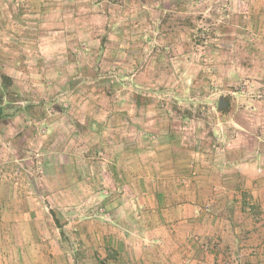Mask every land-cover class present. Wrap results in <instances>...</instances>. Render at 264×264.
Masks as SVG:
<instances>
[{"label":"crops","instance_id":"0c3cea01","mask_svg":"<svg viewBox=\"0 0 264 264\" xmlns=\"http://www.w3.org/2000/svg\"><path fill=\"white\" fill-rule=\"evenodd\" d=\"M246 4L249 21L221 33L223 48L214 49L221 71L215 81H244L264 90V0ZM48 10L33 12L36 45L43 67L54 71L53 82L65 81L71 94H39L45 106L63 99L57 118H47L40 106L22 115L6 107L0 118L8 131L12 128L5 120L33 121L44 132L53 131L52 141L38 142L43 177L36 179L30 171L0 173L5 216L0 225L12 231L5 243L14 245L15 264H80L76 252L84 249L91 251L94 264H264V110L252 107L247 94L246 101L237 94H203L204 103L214 100L216 108L224 97L231 108L240 103L251 112L250 124L260 127L259 134L243 130L230 108L210 139L207 126L192 123L190 113L180 108L188 94L178 92L206 89L209 82L193 63L186 29L168 32L167 46L152 38L150 58L143 60V38L135 28L106 24L96 40L87 27L90 18L86 28L76 22L65 28L64 14ZM26 15L31 12L15 15L12 26L21 18L25 25ZM78 44L86 46L78 52L87 55L83 61L75 54ZM12 45L5 49L13 51ZM224 48L237 52L243 63L238 65L235 55L232 62L225 60ZM111 71L120 85L132 84L134 94H111L106 86ZM79 82L93 84L92 93L83 94ZM163 83L177 87V103L168 112L154 103L155 89ZM1 95L2 105L9 104L11 94ZM25 141L23 136L16 142Z\"/></svg>","mask_w":264,"mask_h":264},{"label":"rangeland","instance_id":"374dc122","mask_svg":"<svg viewBox=\"0 0 264 264\" xmlns=\"http://www.w3.org/2000/svg\"><path fill=\"white\" fill-rule=\"evenodd\" d=\"M246 2L247 0H51V2H35L28 5L23 4L21 0H0V74L2 75L5 72L12 76L9 77L11 78V83H9L7 93L11 95L6 97L9 104L2 105V101L0 108L7 107L13 112L18 107L33 104L37 108L38 106L43 107L46 117L54 119L55 115H57L55 114L57 106L63 104V99L58 96L55 102L52 101L54 104L45 106L42 105V102L45 103V100L39 94H71V89L65 87V81L53 82L56 79L54 71L43 67L40 49L36 45L39 41V36H37L39 31L35 20H38L36 19L38 17L32 16L35 14L33 12L34 10L38 12L49 8L50 14H64V19L61 23L65 28H68L67 26H70L74 22L78 24L79 28H86V22L90 18L87 22V27L92 28L93 33L96 34V37L94 36L96 40L102 36V30L106 24H113L116 28L120 26L135 28L138 31L140 39L143 38V41L139 43V45L141 44L140 51H143L141 56L143 60L150 58L149 53L152 38L157 37L158 39L156 38V40L159 41L160 46H167L169 44L167 41L168 32L186 29L191 35L193 63L201 66L203 72L207 73L208 78L206 79L209 82L206 85V89L188 88L189 91L186 90L187 93H184V91L178 92L180 95L188 94L185 97L189 99L183 101L185 97L181 98L182 106L180 108L190 113L192 123L205 124L208 128L207 137L211 139L213 138L212 134L215 125L220 122L222 114L216 108V101L214 102L213 99V101L209 99L207 103H204L203 94H237L238 98L240 97V99L245 101L247 94V96H250L247 100L252 107L264 110V97H257L258 94H264L262 87L255 89L253 84H247L244 81H237L235 83L234 81L227 83L215 81L216 75L221 73V71L220 65H218L219 61H217L219 53H216V56H214V49L220 50L223 48L220 47V39H225V37L221 33L229 30L230 26L241 28L240 24H245L249 21L246 18L248 12ZM234 9L235 12H233ZM26 12H31V15H26V24H23V19L21 18L22 22L14 20V26H12L14 16H22ZM91 15L93 16L91 17ZM55 20L54 18L52 19V21ZM10 45L14 46L13 51L5 49V47ZM85 47L80 44L74 46L77 50L75 54L78 55V52H82ZM222 51L225 60H229L228 62H232L230 59L232 60L234 55L237 54V52L230 53V49L226 48ZM71 53L73 52L71 51ZM232 55L233 57L231 58ZM8 56H13L15 59L12 60ZM78 56L81 57L79 59L81 61L87 58V55ZM235 57L238 59V65H241L244 60L242 56L238 54ZM2 63L5 65L2 66ZM262 69L264 70V68ZM64 71L67 78L70 77L72 73L71 69L68 68ZM42 72H47L48 76L45 78L52 82L47 83L44 80ZM111 72H114L113 75L117 78L115 83H111L113 76L109 77V83L106 86H109L111 89H108L111 91V94H134L131 92V87L133 88L132 84H129V86H125L124 83L120 85L115 71ZM76 85H78L83 94L92 93L89 87L94 86L93 84H86L84 82H79ZM158 86L155 89L157 97H155L154 103L156 107L163 112L172 111L173 105L177 103L174 101L177 87L166 83ZM187 86L189 87L190 84H187ZM166 94L167 96H165ZM226 98L228 100V97ZM52 108H54V112L51 111ZM231 109L234 111V117L243 130L247 131L248 129L252 133L256 131L259 134L258 130H260V127H253L250 124V111L246 110V108L245 110L241 108L240 103L237 107L234 106ZM4 122H8L12 129L10 131L5 130L3 128L4 125L1 124L2 122L0 123V173L8 175L15 172L28 174V171H30L36 179L43 177L45 173L44 161L41 156H38V142L45 140L52 141L53 131L44 132L43 130H46V128L34 124L33 121L29 125H21L22 120L11 122L5 120ZM2 129L3 131H1ZM29 133L32 134V138H26V134L29 135ZM23 136L24 140L26 139L25 143L22 142L25 147H22L21 142H16L20 141V138L23 139ZM12 138H14L13 142L8 143L7 141H10ZM14 146L15 149L19 148L21 150H17L18 152L12 150ZM22 150L28 153L24 154ZM39 166L43 169L42 174L38 172ZM34 194L37 195L35 192ZM34 194H32L33 197ZM3 213L0 212V223L5 218ZM69 231L70 229L66 232L67 239L73 236ZM8 235L12 236L11 229L0 225V264H10V260L14 262L17 255L13 243H5L6 236ZM65 244L67 245L68 241H65ZM8 248L10 252H15V255L8 253ZM91 254L90 250L84 249L83 251L76 252L75 257L80 264H94L95 260L92 259ZM8 256H11V258L7 259Z\"/></svg>","mask_w":264,"mask_h":264},{"label":"trees","instance_id":"16d2710c","mask_svg":"<svg viewBox=\"0 0 264 264\" xmlns=\"http://www.w3.org/2000/svg\"><path fill=\"white\" fill-rule=\"evenodd\" d=\"M9 83H11V80L5 76H1L0 77V92L1 94H7L8 93V89H9ZM0 94V104L1 102L3 101V95ZM224 100L226 101V108L224 110H220V113L222 115L224 114H227L229 111H230V108H231V104H230V101L227 100V98H224ZM7 101V100H6ZM7 103H9L7 101ZM37 108V106L33 105V104H26L25 106L23 107H18L16 109V113L19 114V115H22V114H33L32 112H34V110ZM3 107L0 108V118L3 117V114H2V111H3ZM59 229L60 226L58 227ZM62 234V233H61ZM70 244V243H68Z\"/></svg>","mask_w":264,"mask_h":264},{"label":"built area","instance_id":"2783aa9c","mask_svg":"<svg viewBox=\"0 0 264 264\" xmlns=\"http://www.w3.org/2000/svg\"><path fill=\"white\" fill-rule=\"evenodd\" d=\"M112 78H113V79L111 80V83H115V82L117 81V78L114 77V76H113ZM165 96H167V94H166ZM262 96H263L262 94H258V95H257L258 98H261ZM51 111L54 112V108H52ZM38 164L41 165L40 162H38ZM38 172H39L40 174L43 173V169H42L41 166L38 167Z\"/></svg>","mask_w":264,"mask_h":264},{"label":"water","instance_id":"95a60500","mask_svg":"<svg viewBox=\"0 0 264 264\" xmlns=\"http://www.w3.org/2000/svg\"><path fill=\"white\" fill-rule=\"evenodd\" d=\"M226 107V102L223 101L222 99L219 100V103H218V110H222L223 108Z\"/></svg>","mask_w":264,"mask_h":264}]
</instances>
